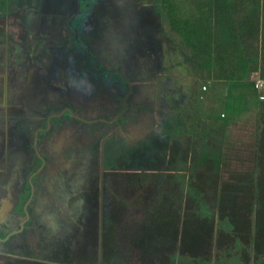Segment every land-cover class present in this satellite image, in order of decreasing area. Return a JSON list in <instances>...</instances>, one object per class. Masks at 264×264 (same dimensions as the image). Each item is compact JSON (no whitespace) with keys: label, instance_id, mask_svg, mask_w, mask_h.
Instances as JSON below:
<instances>
[{"label":"rangeland","instance_id":"1","mask_svg":"<svg viewBox=\"0 0 264 264\" xmlns=\"http://www.w3.org/2000/svg\"><path fill=\"white\" fill-rule=\"evenodd\" d=\"M35 1L30 0L26 3L29 5L32 2L33 6L12 10L6 23L5 20H0V29H2L0 30V150L1 148L2 150L5 149L7 155V160L4 163V155L0 151V162L3 163H0V195L3 194L2 186L8 182L11 188L10 197L13 198V201H16L18 195L24 193L26 178L29 176L32 166L38 164L37 159L35 162L31 154L29 147L31 141L27 139V132L30 134L35 126L29 127V122L24 120L25 113L32 117L35 113L43 112V104L47 100L48 91L51 92L56 84L47 78L44 82L30 80V82L20 84L23 91H20L19 95V90L13 93L7 88L8 85H5L6 76L3 71V63L7 60L13 65L20 66L25 54L33 55L38 47L36 45L31 48V44L28 43V35L25 32L31 28L25 19L35 24L40 23L43 17L52 18L47 4H45L46 0H38L39 3L37 4L34 3ZM66 1L59 0L58 3L64 5ZM74 1L71 2L72 8L68 6V10H66V6H64V13L68 16L73 14V17L81 15L82 18H85V22L87 20L88 25V20L92 19L94 14L97 17L95 21L107 22V27V24H114L113 22H115L109 18L110 16L115 17L114 20L116 21L117 19L118 21L123 20V24L128 22L129 28L132 26L130 23H133L131 28H134L136 34L127 33L128 29L124 27L118 34L120 39L117 40L110 30L112 35H109L110 39H107L108 44H106L108 47L110 45L113 47L119 43L125 44L122 45L123 57H128L125 62L120 60L121 64L119 63V54V59H112L111 67L116 72H112L111 76L122 72L128 75L126 79H132V71L140 73L136 77H141L142 80L133 86L132 91L135 95L130 102V105L138 112L133 115L135 110L132 108L125 109L124 117L122 112L121 116L107 124L110 127L102 125L103 130L98 132H94V130L99 129L96 127V122L86 124V130H91L94 133L83 136L85 139L83 142L82 137L76 135L75 128L77 127L73 129L74 135H66L69 127L61 126L54 132L53 139L59 137L60 141H49L51 150L47 160L50 165L48 166L47 163L37 172L38 185L35 181L33 184L38 196L42 197V200H38L40 202L38 205L41 204L43 218L40 220L42 221L41 225L37 227L39 232L44 234V238H47L45 244L55 250L48 253L45 251V256L40 254L39 257H32L37 259L35 262L32 259H27L28 256L25 257L19 253L23 246L20 248L10 247L13 252L9 253H6V248H0V254H3L0 255V264H44L45 262H47L45 264H152L140 259L138 251L133 250L130 246V239L133 230L141 224L140 217L146 213L147 207L153 199L152 195L157 193L161 195V189L164 187L163 176L167 173L175 174L176 172L179 174L178 176L181 177L179 181L181 182L177 181L176 185H178L177 188L182 196L185 195L187 189L185 183L189 181V177L202 171V167L207 161L216 163L218 166L222 163L225 165L221 170L223 179L227 177L228 170L240 168L245 170L251 165L252 133L257 127L256 115L254 109L247 104L242 105V109L236 113L235 117L229 123L223 124L222 127L207 118V114L211 113L212 110H216L215 115L218 113L221 117V104L216 102L215 98H206L209 96L208 90L203 91L204 93L198 92L200 85L205 83H200L194 77L191 78L185 72L186 69L179 65V62L185 60L186 56V53L183 52L184 47L178 44V42L183 41V38L169 31L168 19L161 8V0H98L99 7L94 14L90 12L85 14L86 9L83 10V6H80L81 13L78 15L73 13L76 10ZM176 1H179L177 5L180 4L182 9L187 11V14H195L196 7L202 6L203 2V0ZM195 4L197 5L194 9ZM100 8L102 12L99 11ZM230 11L232 14L233 11ZM129 14H132L137 20L133 21ZM235 15L237 16L234 18L237 20L239 14ZM15 16L18 18H14ZM123 16H126V19H122ZM203 17L207 19L208 15L205 13ZM18 21L21 24L17 26ZM71 21L70 26L72 27L80 25L75 22L74 26L73 18ZM208 23L207 32L212 35L214 34V18H208ZM245 23L246 25L249 24L250 20H246ZM103 26L101 25V27ZM44 28L48 29L45 22ZM15 29L16 31H14ZM4 30L6 34L13 31L19 37L3 41V35L6 37ZM20 32L21 34H19ZM132 41L136 46L135 51H131ZM211 43H213V39ZM140 46H142L143 57L140 59L139 65H134L136 64L133 63L136 62L135 56L140 53ZM252 47L257 52L254 44ZM150 50L155 52L153 59L150 57L149 64H144ZM130 51L132 55L129 53ZM179 51L184 54L180 55ZM243 51L242 53L233 50V54L241 56L246 52ZM113 52L114 50L111 51L107 48L104 53H99L109 58L106 53L111 56ZM257 55H259L258 52ZM257 55L253 54V58L256 57V63L259 59ZM80 57L77 58L81 60ZM159 57L162 60H159ZM187 57H189L188 51ZM150 60L154 62L156 75L148 79L153 70ZM63 62L59 63L62 64ZM146 67H148L147 71ZM216 73L218 72L216 71ZM194 76L196 77L195 73ZM71 80L78 87H83V84L90 78L82 77L79 79L74 77ZM114 80L104 82L102 85L105 87L100 90L97 89L99 90L98 95L101 96L111 90L112 87H117L119 95H122L125 89L124 85L118 87ZM71 85L65 84V87L62 88L63 91L72 89ZM46 86L50 89H46ZM14 88H19V86ZM77 90L78 88L75 91ZM71 92L74 93L73 90ZM193 92L196 93L197 98H191L195 95ZM27 94H31L32 98L37 99L34 101L31 98L27 99ZM194 99L199 103V108H190V101ZM4 111L13 113L12 116L16 118L11 119L9 124L3 126ZM102 113H105L104 109ZM107 114L109 117V113ZM171 115H175L174 120H171ZM110 117L112 118V115ZM94 118L91 117L90 120ZM193 118H196V121L197 118H202V125H198L201 127L198 137L194 135L193 129H191L194 124L191 122H196L192 120ZM168 119L170 122L168 126H165L164 123ZM205 119L209 120L207 121L209 125L205 124ZM176 120L181 125L178 133L173 134L169 141L160 140L163 132L166 134L165 130L170 128L171 123ZM183 120H188L187 125H191L186 128V123L182 124ZM199 122L201 121L199 120ZM208 126L210 127L208 128ZM220 127L221 130L217 132ZM78 128L80 127L78 126ZM60 130H63L64 133ZM81 130L79 131L80 134H82ZM4 134L8 137L6 143L3 142ZM185 137L191 149L186 155L182 152L187 142L184 140ZM50 171L53 172L50 173ZM73 172L79 173L78 179L74 182L76 196L80 198L89 197V199L84 198L81 208H75L77 204L73 202L74 210L66 223L67 218L60 216L68 215L67 207L63 205V201H65L66 195L70 194L58 187L54 188L53 181L54 179L56 182L58 181V175L63 176L62 174H64L66 177H70ZM86 182H88L86 186L90 188H85ZM86 192L88 195L84 196ZM71 198L73 199V196ZM48 199L49 204H46ZM54 202H58L57 210ZM53 207L54 212L58 215L57 219L54 216L52 219L50 218ZM49 227H58L53 232L58 237L52 238L51 235L47 234L50 233L49 230H46ZM31 251L32 254H36L33 250ZM28 253H30L29 249L26 250L25 254L28 255ZM211 255V258H217L220 255L219 250L216 252L212 250ZM40 260L44 263H40ZM173 264L193 263L183 258H175Z\"/></svg>","mask_w":264,"mask_h":264},{"label":"trees","instance_id":"2","mask_svg":"<svg viewBox=\"0 0 264 264\" xmlns=\"http://www.w3.org/2000/svg\"><path fill=\"white\" fill-rule=\"evenodd\" d=\"M5 1L0 0L1 8L5 7ZM177 3L179 1L161 0L169 31L183 38L178 44L184 47L186 56L179 65L200 83L228 80L227 91H237L236 88L241 91L238 98L218 99L214 93L207 96L215 98L222 107L221 117L212 110L207 118L222 127L235 117L242 105L248 104L254 109L257 127L252 133L251 165L245 170H228L223 179L221 170L225 165L207 161L202 171L189 174L192 176L185 183L187 189L182 196L176 185L181 179L179 174L164 175L161 195L151 194L153 199L140 217L141 224L131 234L130 246L138 251L141 260L152 264H173L175 258L193 264H264V100H257L253 83L247 80L249 72H257L264 79V0H203L202 6L195 4V14H187ZM205 13L208 18H214L212 35L207 32L209 23L208 18L203 17ZM235 14H239L237 20ZM246 20H250L247 25ZM259 35L257 55L252 47L255 40L251 37ZM242 49L245 54H233V50L243 53ZM184 53L179 51L180 55ZM253 54L259 57L258 64ZM205 84L200 85L205 91L213 87ZM193 93L191 98H197ZM242 93L253 98H244ZM189 105L192 109L200 106L195 99ZM174 116L171 115V120ZM192 120L196 121V118ZM207 121L204 120L209 125ZM169 122L170 119L164 125L168 126ZM187 122L183 120L182 124L187 125ZM191 123H194L191 129L198 137L202 118ZM180 129L178 120L172 122L160 140L169 141ZM190 150L187 141L182 152L186 155ZM212 250H219L220 255L211 258Z\"/></svg>","mask_w":264,"mask_h":264},{"label":"flooded vegetation","instance_id":"3","mask_svg":"<svg viewBox=\"0 0 264 264\" xmlns=\"http://www.w3.org/2000/svg\"><path fill=\"white\" fill-rule=\"evenodd\" d=\"M28 1L30 0H6L4 2L5 7H0V20L3 19L6 23L8 17L11 16L12 10L19 7L21 9V7L27 8L33 6L32 2H30L29 5H26ZM58 1L59 0L45 1V4H47L52 18H49V16L43 17L41 18L40 23L35 24L25 19V22L29 25V28H31L30 30H26L25 32L28 35V43L31 44V48L36 45L38 46L34 54L30 55L26 53L25 57L23 58L24 60L22 61L20 66L13 65V63L7 60L5 63H3V71L6 76V79H4L5 85H8L7 88L12 90L13 93L19 90L18 95L19 93H21L20 91H23L21 89L23 87L20 84L30 82V80L33 82H36L37 80V82H44L45 78H47L50 79V81L53 83L56 82L53 90H51V92L48 91L49 94L48 96H46L47 100L45 104H43L44 111L39 114L35 113V115H33L34 117H31L30 114L29 116H27L28 113H25L26 117L24 120L29 122V127L35 126L30 134L27 132V139L31 141L29 144L31 154L35 162L36 159L38 161V164L33 165L34 168L32 166L33 169L31 168L29 176L26 178L25 191L23 194L17 196L16 201H13V198L10 197L11 188L8 185V182H6V184L2 186L3 194L0 195V248H6V253H9L13 252L10 247L20 248L21 246H23V249L20 250L19 253H21L25 257L28 256L27 259H32L35 262L37 261V259L32 257H39L40 254H44L45 256L46 253L55 250L54 248H51L50 246L45 244L47 238H44V234L40 233L39 228L37 227L41 225L42 221L40 220H42L43 218V211L42 208H40L41 204L38 205L40 203L38 200H42V197H40V195L38 196L36 188L33 184V182L35 181V183H37L38 185V178H36L37 172L45 167L48 163L47 158L49 156V151L51 150V144L49 145V141H60L59 137H57L55 140L53 139L54 132L60 129L61 126L69 127L70 129H67L66 135H74L75 133L73 132V129L74 127H77L75 128V131H77L76 135L80 138L82 137L83 142L85 140L83 136L103 130L102 125L105 127L108 126L107 124H110L113 120L121 116L122 112L124 117L125 109L132 108L133 110H135L133 113V115H135L138 111L130 105V102L135 95L132 89L133 86L137 85L138 81L142 80L141 77H136V75L140 73H134L133 71L131 73L133 76L132 79H126L128 75L122 72L111 76L112 72H116L111 67L112 59L117 60L120 58L119 63L121 64L120 60L125 62L127 61L128 57H123L122 45L125 44L119 43L115 44L113 47L109 44L110 46L108 47V43L106 41L108 38L110 39L109 35L112 34L114 35V37H116L117 40L120 39L118 34L123 30L124 27L128 29L126 31L127 33L136 34L137 32L134 30V28H131L133 27L132 22L130 23L132 26L129 28L128 22L123 24V20L118 21L117 19L116 21L114 20L115 17L110 16L109 18H111L112 21L115 22H113L114 24H107V27V22L100 23V21H98V23L97 21H95L97 17L95 16L94 12L98 10V0H75L74 3H76V10L75 12L73 11L74 15H78V13H81V10H79L80 6H83V10L86 9L85 14L89 12L91 14H94L92 15V19L88 20V25L86 23L87 20L85 22V18H82L81 15L73 17V14L72 16H68L64 13V6H66V10H68V6L72 8L73 4L71 2L73 0H67L64 5L63 3H58ZM34 3L37 4L39 2L38 0H36ZM80 3H82V5H80ZM99 11L102 12L101 8L99 9ZM129 15L130 18L133 19V21L137 20V18L133 17L132 14ZM14 18H18V16H15ZM72 18L74 26L75 22L76 24L79 23L80 25H76L75 27L70 26V24H72ZM122 19H126V16H123ZM44 22L48 25V29L44 28ZM20 24L21 23L18 21L17 26ZM101 25L104 26L101 27ZM110 30L112 31V34L109 32ZM14 31H16V29ZM19 34H21V32ZM18 37V35L16 36L15 33L11 31L10 34H6V37H4L3 35V41L6 39H16ZM93 39L96 40L94 41ZM107 48L111 51L114 50L111 56L109 53H106L107 55H109L110 59L108 57L106 58L105 56H102L99 53H104ZM135 49L136 46L134 44V41H132L131 51H135ZM141 50L142 46H140L139 55L135 56L136 62L134 61L133 63L136 64L134 65H139L141 61L140 59L143 57V52H141ZM131 51L129 53L132 55ZM154 53L155 52H152L151 50L149 51L145 58L144 64H149L148 60L150 59V57L153 59ZM118 54L120 55L119 58ZM79 56H81V60L77 58ZM160 59L161 58L159 57V60ZM62 61L64 62L60 64L59 62ZM150 61V65H152L151 68L153 70L148 79L153 77V75H156L154 62L153 60ZM147 70L148 67H146V71ZM74 77H77L79 79L82 77H87L90 78V82L87 81L83 84V87H78V85L71 82V78ZM117 78L120 80H118ZM64 80L67 82H65ZM113 80L115 81V85L118 87H120V85L122 84L124 85L125 89L123 94L119 95V91H117L118 88L112 87L111 90L99 96V90L105 87V85L102 84L104 82L107 83ZM88 83L91 84L89 85ZM65 84H72V89L63 91L62 88L65 87ZM18 86L19 88H14ZM47 86L46 89H50V87ZM95 87L97 88L93 90ZM77 88L78 90L75 91ZM43 89L45 91V88ZM71 90H73L74 93H72ZM26 96L27 99L31 98L33 99V101L37 99L32 98L31 94H27ZM18 97L20 98V96ZM63 104L65 106H61ZM17 106L19 107L20 105ZM103 109L105 113H102ZM107 113H109V117H107ZM12 114L13 113L11 112H3V126L9 124V121L11 119L16 118H14ZM111 115L112 118L110 117ZM91 117L95 118L90 120ZM69 119L71 120L70 123ZM91 122H96V127L99 129L94 130V132H92L91 130L87 131L85 125ZM23 126L25 125L23 124ZM78 126L80 128H78ZM24 128H26V126ZM80 129H82V134H80L79 132ZM60 132L64 133L63 130H60ZM7 140L8 137L4 134L3 142L6 143L8 142ZM0 151L3 152V162L5 163L7 160V155L5 154L6 150H2L1 148ZM49 165L50 162L48 163V166ZM51 172L53 171H50V173ZM62 175L63 176L58 175L57 182L54 179L53 186L54 188L58 187L62 191L65 190L66 193L70 194L66 195L65 201H63V205H66L65 207H67L68 215L60 216L64 217L65 219L67 218V223L70 219V215L74 210L73 202L77 204L75 208H81L84 198L88 200L89 197L80 198L79 196H76V191H74V182L78 179L79 173L73 172L70 177H66L64 174ZM87 184L88 182L85 183L86 189L90 188L86 186ZM80 188H82V185H80ZM86 195H88V192L84 194V196ZM71 196H73V199L71 198ZM48 202L49 199L47 200L46 204H49ZM54 204L56 205L55 207L57 210L58 202H54ZM41 214L42 216H40ZM53 216L56 219L58 218V215L54 212V207L52 208L50 218L52 219ZM57 228L58 227L46 228V230L50 231V233L47 234L51 235L52 238L54 236L58 237L53 233ZM28 249L30 250V253L26 255L25 253ZM31 250L36 252V254H32ZM45 251L47 252L45 253ZM19 258L21 259L22 257ZM39 262L44 263V261L42 260H40Z\"/></svg>","mask_w":264,"mask_h":264},{"label":"crops","instance_id":"4","mask_svg":"<svg viewBox=\"0 0 264 264\" xmlns=\"http://www.w3.org/2000/svg\"><path fill=\"white\" fill-rule=\"evenodd\" d=\"M251 39L255 40L253 44L257 48V52L259 54V51H260V35L258 37L252 36ZM255 79H260V80L264 81V79H261L258 76L257 72H249L247 74V80L252 81V83H253V81ZM218 83H220V85H218ZM206 84H208V87H210V86L212 87L213 86L211 89H209V88H207V89H208L209 95H211V93H214L213 96L215 98H230L231 96H234V97L238 98L239 97V93L241 92L238 88H236L237 91H233V92L227 91L228 87H229V84H230V82L228 80H221V81L220 80H211V81L206 82ZM231 89L234 90V88H231ZM254 92H255V94L257 96V93H256L255 90H254ZM261 93L264 95V91H262ZM242 94H244V96H245L244 98H253L251 96H248L246 93H242Z\"/></svg>","mask_w":264,"mask_h":264},{"label":"built area","instance_id":"5","mask_svg":"<svg viewBox=\"0 0 264 264\" xmlns=\"http://www.w3.org/2000/svg\"><path fill=\"white\" fill-rule=\"evenodd\" d=\"M200 89L202 91H205V87L204 86H201ZM253 89L257 93V99L259 101L264 100V95L261 93L262 91H264V81L263 80H260V79H255L253 81Z\"/></svg>","mask_w":264,"mask_h":264}]
</instances>
